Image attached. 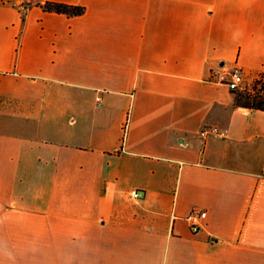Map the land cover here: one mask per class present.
I'll return each mask as SVG.
<instances>
[{"label": "crops", "instance_id": "1", "mask_svg": "<svg viewBox=\"0 0 264 264\" xmlns=\"http://www.w3.org/2000/svg\"><path fill=\"white\" fill-rule=\"evenodd\" d=\"M31 1L0 0V264H264V111L215 82L264 72V0Z\"/></svg>", "mask_w": 264, "mask_h": 264}, {"label": "built area", "instance_id": "2", "mask_svg": "<svg viewBox=\"0 0 264 264\" xmlns=\"http://www.w3.org/2000/svg\"><path fill=\"white\" fill-rule=\"evenodd\" d=\"M8 4L17 9L19 13L24 17L27 15L29 9L32 6L31 0H8ZM45 6V5H44ZM215 82L227 85L233 91L250 89V84L247 82V78L244 75L240 67H235L230 71H224L218 73L215 78ZM222 134L216 127H205L201 135L203 137L215 136ZM131 196L136 200H141L145 197V192L142 190H133ZM202 211L199 209H193L187 216L190 229L194 234L199 233L201 228Z\"/></svg>", "mask_w": 264, "mask_h": 264}, {"label": "trees", "instance_id": "3", "mask_svg": "<svg viewBox=\"0 0 264 264\" xmlns=\"http://www.w3.org/2000/svg\"><path fill=\"white\" fill-rule=\"evenodd\" d=\"M45 10L67 14L69 16H80L86 11L83 6H75L63 3H46ZM235 102L238 107L252 110L264 111V72L255 79L251 89L234 91Z\"/></svg>", "mask_w": 264, "mask_h": 264}, {"label": "rangeland", "instance_id": "4", "mask_svg": "<svg viewBox=\"0 0 264 264\" xmlns=\"http://www.w3.org/2000/svg\"><path fill=\"white\" fill-rule=\"evenodd\" d=\"M247 78V77H246ZM257 77H252V78H247V82L250 84V89L252 88L253 86V83L255 81Z\"/></svg>", "mask_w": 264, "mask_h": 264}]
</instances>
